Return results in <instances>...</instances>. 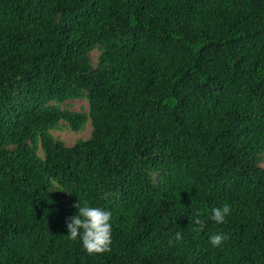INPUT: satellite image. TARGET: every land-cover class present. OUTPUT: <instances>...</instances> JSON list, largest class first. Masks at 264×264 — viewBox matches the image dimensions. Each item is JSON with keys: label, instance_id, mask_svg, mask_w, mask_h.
Listing matches in <instances>:
<instances>
[{"label": "trees", "instance_id": "1", "mask_svg": "<svg viewBox=\"0 0 264 264\" xmlns=\"http://www.w3.org/2000/svg\"><path fill=\"white\" fill-rule=\"evenodd\" d=\"M0 264H264V0H0Z\"/></svg>", "mask_w": 264, "mask_h": 264}, {"label": "clouds", "instance_id": "2", "mask_svg": "<svg viewBox=\"0 0 264 264\" xmlns=\"http://www.w3.org/2000/svg\"><path fill=\"white\" fill-rule=\"evenodd\" d=\"M65 189L53 186L50 191ZM111 193L105 192L104 197L107 199ZM77 209L75 215L66 218L67 238L72 241L80 240L82 248L89 255L102 254L111 250L112 244V213L109 210L98 206H91L87 201L81 204L80 199L73 204ZM231 213V206L225 203L222 207L211 209L210 219L217 224L226 222V218ZM202 213L196 211L191 222L198 225L197 231L203 229L205 222L200 218ZM182 235L175 233V240H182ZM226 239V234L217 233L209 237V242L213 247H219ZM173 243L169 240V245Z\"/></svg>", "mask_w": 264, "mask_h": 264}, {"label": "rangeland", "instance_id": "3", "mask_svg": "<svg viewBox=\"0 0 264 264\" xmlns=\"http://www.w3.org/2000/svg\"><path fill=\"white\" fill-rule=\"evenodd\" d=\"M91 59L95 60L96 56V50L93 49L90 52ZM61 106H68L71 109L78 110V109H86V101L83 98H75V99H69L61 103ZM90 126L88 123L85 124V126L78 130L73 131L69 128H67L62 122L60 127L55 128L50 131V133L60 140H62L65 144H71L73 141H75L78 138H84L89 134Z\"/></svg>", "mask_w": 264, "mask_h": 264}]
</instances>
